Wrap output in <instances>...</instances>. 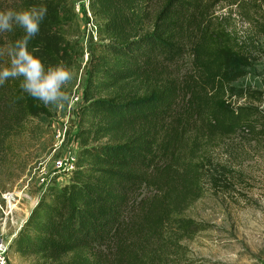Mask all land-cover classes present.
<instances>
[{"label":"trees","instance_id":"trees-1","mask_svg":"<svg viewBox=\"0 0 264 264\" xmlns=\"http://www.w3.org/2000/svg\"><path fill=\"white\" fill-rule=\"evenodd\" d=\"M224 1L89 0L99 40L87 48L74 169L68 183L44 190L8 254L197 264L184 240L210 227L182 214L202 197L209 149L233 136L264 137V113L238 103L261 93L234 85L245 76L234 63L250 66L244 45L211 15ZM41 5L47 13L29 51L45 69L70 65L69 0H0V11ZM22 35L0 34V50ZM8 60L0 56V65ZM20 83L0 86V152L26 120L51 116Z\"/></svg>","mask_w":264,"mask_h":264},{"label":"rangeland","instance_id":"rangeland-1","mask_svg":"<svg viewBox=\"0 0 264 264\" xmlns=\"http://www.w3.org/2000/svg\"><path fill=\"white\" fill-rule=\"evenodd\" d=\"M78 2L69 0L74 18L64 31L73 47L70 65H66L73 79L63 89L70 101L62 108L49 105L50 117L26 120L0 152V227L5 220L4 206L12 212L3 232L7 241L24 224L47 187L69 182L71 173L58 171L55 161L69 154L76 156L87 48L99 40L88 28L84 9L78 11ZM211 15L241 41L242 53L250 62L247 68L234 63V69L245 73L234 85L261 93L259 102L242 99L238 103L264 113V0H226ZM253 43L255 47L250 46ZM216 143L209 149L211 164L209 177L202 183V197L182 214L210 228L184 244L197 264H264V137L240 135ZM6 193L9 196L3 198ZM8 263L56 264L13 253L8 254Z\"/></svg>","mask_w":264,"mask_h":264},{"label":"clouds","instance_id":"clouds-1","mask_svg":"<svg viewBox=\"0 0 264 264\" xmlns=\"http://www.w3.org/2000/svg\"><path fill=\"white\" fill-rule=\"evenodd\" d=\"M47 8L44 5L32 6L27 10L7 9L0 11V34L9 33L14 28L23 31V35L0 50V56L9 60L0 65V86L10 79H20V88L31 97L40 100L46 106L62 108L70 101L64 87L73 79V72L63 63L48 66L29 51V42L38 34L40 22Z\"/></svg>","mask_w":264,"mask_h":264},{"label":"built area","instance_id":"built-area-1","mask_svg":"<svg viewBox=\"0 0 264 264\" xmlns=\"http://www.w3.org/2000/svg\"><path fill=\"white\" fill-rule=\"evenodd\" d=\"M88 5H89V0H79L76 7L78 8V11H80V9H84L87 19H88V24H87L88 28L90 32L92 33L94 39L96 40L97 26L93 22V17L91 15ZM74 162H75V156L73 154H69L66 157H62L56 160L55 168L60 172L69 174L74 169ZM8 196H9V193H6L5 195H3V198H6ZM7 202L9 203V201ZM3 214L5 217V220L1 224V227H0V264H9L7 248H8V243L10 239L8 241L5 240L3 238V232L5 230L7 219L9 217H12V212L10 210L9 211L7 210L6 205L4 206Z\"/></svg>","mask_w":264,"mask_h":264},{"label":"water","instance_id":"water-1","mask_svg":"<svg viewBox=\"0 0 264 264\" xmlns=\"http://www.w3.org/2000/svg\"><path fill=\"white\" fill-rule=\"evenodd\" d=\"M36 203H37V202H36ZM36 203H35V204H36ZM35 204H34V205H35ZM21 226H22V225H21ZM21 226L19 227V229L21 228ZM19 229H18V231H19ZM18 231H17V232H18ZM17 232H16V233L13 235V237L10 239L8 245L10 244V242H11V240L14 238V236L17 234Z\"/></svg>","mask_w":264,"mask_h":264}]
</instances>
